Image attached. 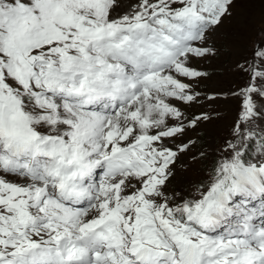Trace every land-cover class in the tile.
Returning a JSON list of instances; mask_svg holds the SVG:
<instances>
[{
    "label": "snow or ice",
    "instance_id": "snow-or-ice-1",
    "mask_svg": "<svg viewBox=\"0 0 264 264\" xmlns=\"http://www.w3.org/2000/svg\"><path fill=\"white\" fill-rule=\"evenodd\" d=\"M239 2L0 0V264H264V25L241 86L199 66ZM231 98L204 178L173 189Z\"/></svg>",
    "mask_w": 264,
    "mask_h": 264
},
{
    "label": "rangeland",
    "instance_id": "rangeland-1",
    "mask_svg": "<svg viewBox=\"0 0 264 264\" xmlns=\"http://www.w3.org/2000/svg\"><path fill=\"white\" fill-rule=\"evenodd\" d=\"M261 25H264V4L252 2V0H240L233 9V16L226 19L214 34L213 40L219 50L218 55L212 58L210 64L199 65L213 73L209 79L202 82V86L224 91L241 86L242 79L233 71V66L247 54V46L255 30ZM238 106L239 100L235 98L218 102L214 109L210 110L220 115L214 116L212 120L188 133V136L197 140L198 143L194 146L193 152L183 157L185 167L176 169V176L172 182L173 189L191 188L193 184L204 178L208 161L199 159L193 162L190 157L201 149L211 150L223 142L229 135ZM200 110V107L188 109L196 113Z\"/></svg>",
    "mask_w": 264,
    "mask_h": 264
},
{
    "label": "bare ground",
    "instance_id": "bare-ground-1",
    "mask_svg": "<svg viewBox=\"0 0 264 264\" xmlns=\"http://www.w3.org/2000/svg\"><path fill=\"white\" fill-rule=\"evenodd\" d=\"M229 67H231V66H229ZM233 72V71H232Z\"/></svg>",
    "mask_w": 264,
    "mask_h": 264
}]
</instances>
